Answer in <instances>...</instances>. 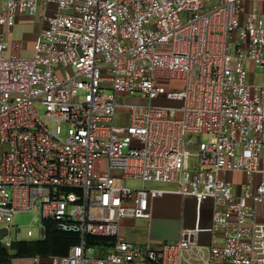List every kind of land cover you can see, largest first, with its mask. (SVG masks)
Returning a JSON list of instances; mask_svg holds the SVG:
<instances>
[{
    "label": "built area",
    "instance_id": "2783aa9c",
    "mask_svg": "<svg viewBox=\"0 0 264 264\" xmlns=\"http://www.w3.org/2000/svg\"><path fill=\"white\" fill-rule=\"evenodd\" d=\"M38 10L47 25L26 56L7 33ZM0 150V242L24 211L81 236L33 264H264V0H7ZM165 193L211 201L210 224L158 248L122 238L120 222L150 218ZM87 235L115 242L102 253Z\"/></svg>",
    "mask_w": 264,
    "mask_h": 264
},
{
    "label": "crops",
    "instance_id": "0c3cea01",
    "mask_svg": "<svg viewBox=\"0 0 264 264\" xmlns=\"http://www.w3.org/2000/svg\"><path fill=\"white\" fill-rule=\"evenodd\" d=\"M30 15L31 14L29 13L19 14L17 16L15 27H13L14 29L10 31L12 36L13 34H16V36L11 39L7 35V39L10 42L21 41L23 43V55H25L28 51L26 42L23 41L26 40V38H22L20 34H17L18 30H16V28H18V25L23 23L24 19ZM46 25L47 24L42 17V14H40V21L36 24L35 29H33V34L30 33L33 35V38H31L32 43L30 50L32 53L34 41L37 35L46 27ZM8 53L9 50L6 51V54ZM230 174H228V178ZM245 180L243 182H233L231 180L235 184L237 192L242 190ZM151 186L159 187L157 184ZM160 187L172 188L174 185L164 184V186ZM150 209L151 216L148 219H123L120 222V236L140 246L150 245L154 248H158L166 241H176L180 236V231L182 228L193 227L198 220L201 226H208L211 222L213 204L211 201H206L199 205L192 197H183L175 193H165L151 201ZM260 212L261 219L264 220V203L260 206ZM210 238L211 236L208 233L200 234L201 242H209ZM11 264H33V260L32 257L13 258Z\"/></svg>",
    "mask_w": 264,
    "mask_h": 264
},
{
    "label": "trees",
    "instance_id": "16d2710c",
    "mask_svg": "<svg viewBox=\"0 0 264 264\" xmlns=\"http://www.w3.org/2000/svg\"><path fill=\"white\" fill-rule=\"evenodd\" d=\"M42 225L45 230L42 238L13 241L10 249L0 242V264H11L13 258L64 255L72 246L81 242L79 233L60 229L55 220L43 219ZM86 242L106 253L114 245L115 238L87 235Z\"/></svg>",
    "mask_w": 264,
    "mask_h": 264
},
{
    "label": "rangeland",
    "instance_id": "374dc122",
    "mask_svg": "<svg viewBox=\"0 0 264 264\" xmlns=\"http://www.w3.org/2000/svg\"><path fill=\"white\" fill-rule=\"evenodd\" d=\"M7 0H0V8L6 4ZM43 17V16H42ZM40 21V11L38 10L36 13L31 14L29 17L25 18L23 23L18 25V30L17 34H20L22 38H26V40H23L26 42V47H27V52L25 55L30 56L32 54L31 50V43L33 38V29H35L36 24ZM15 27V26H14ZM14 29V28H13ZM32 31V32H29ZM32 33V34H30ZM7 35L13 39L16 34H13L11 32H8ZM246 70L250 72L251 70L254 72L253 77L255 82H261V76L263 69L262 68H257V67H252L248 64H246ZM75 71L74 69L68 70V72ZM252 77V79H253ZM175 83V82H174ZM109 90V89H108ZM78 98L79 99H86L87 98V93L85 90H81L78 93ZM126 102H134L132 99H127ZM172 103V102H170ZM38 115L39 117L50 127L53 126V124L46 120L44 117V110L40 107H38ZM67 129V125H63V130L65 131ZM189 136H186V139ZM194 137H200L202 140H207L208 136L206 134L203 135H198L194 134ZM191 150V153L195 151V148L193 146L189 147ZM229 179L232 180L233 182H243L245 180V176L241 173H235V174H230ZM129 184H134V185H139L138 182H129ZM160 186H164V184H159ZM15 227L11 229L10 236L11 238L16 241V238L18 237L17 233V228H20V238L22 239H38L40 237L41 233V228H42V216L40 212L38 211H24V212H19L14 216L13 219ZM28 230H31L33 232L32 236H28L27 232ZM6 248L10 249V246L6 245V243H2Z\"/></svg>",
    "mask_w": 264,
    "mask_h": 264
},
{
    "label": "water",
    "instance_id": "95a60500",
    "mask_svg": "<svg viewBox=\"0 0 264 264\" xmlns=\"http://www.w3.org/2000/svg\"><path fill=\"white\" fill-rule=\"evenodd\" d=\"M8 229L6 228H0V241L8 235ZM44 233H45V230H44V227L41 228V235L40 236H44Z\"/></svg>",
    "mask_w": 264,
    "mask_h": 264
}]
</instances>
